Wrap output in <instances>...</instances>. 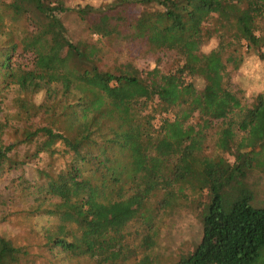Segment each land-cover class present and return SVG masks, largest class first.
Segmentation results:
<instances>
[{"label": "trees", "instance_id": "trees-1", "mask_svg": "<svg viewBox=\"0 0 264 264\" xmlns=\"http://www.w3.org/2000/svg\"><path fill=\"white\" fill-rule=\"evenodd\" d=\"M69 13L86 25L88 40L68 39L61 16ZM8 16L30 30L16 36ZM263 21L264 0H114L72 8L64 0H0V182L7 183L0 222L17 197L25 199V215L49 224V256L39 264H98L116 235L121 258L113 264H124L139 249L155 248L160 212L187 202V191L206 192L200 242L176 264H264V201L251 205L256 194L248 182L254 170L264 172V92L243 103L229 70L246 53L264 60ZM54 32L66 46L64 76L46 78L38 66L58 45ZM213 39L216 46L202 52ZM113 42L153 55L173 52L176 68L109 64ZM10 92L15 113L3 115ZM38 95L46 110L31 122ZM212 129L232 163L206 154ZM42 156L61 166L26 178L25 167ZM133 221L143 230L136 245L125 233ZM14 253L29 255L0 235V264H22Z\"/></svg>", "mask_w": 264, "mask_h": 264}, {"label": "rangeland", "instance_id": "rangeland-1", "mask_svg": "<svg viewBox=\"0 0 264 264\" xmlns=\"http://www.w3.org/2000/svg\"><path fill=\"white\" fill-rule=\"evenodd\" d=\"M3 3H9L11 0H1ZM114 0H64L65 5L69 8L77 5H91L93 7H99L108 4ZM62 23L67 30L68 39L76 43L78 41L88 40V31L84 23L80 22L75 14L69 13L61 16ZM5 22L9 28L14 30L16 36H21L24 30H30L28 22L24 19L11 18L10 16L5 18ZM11 24V25H10ZM264 24V21H263ZM54 38L57 41V47L54 51L40 62L39 66L41 74L44 77L49 78H61L64 76V57L66 54V46L62 37L54 32ZM94 41L98 39L96 35L91 37ZM4 40V39H2ZM217 41L211 40L207 45L202 48V52H209L216 46ZM111 55L108 56L107 62L111 64L114 62H129L131 61L140 71H148L156 67L157 61L161 71L169 72L176 68L178 59L173 52H159L156 55L146 53L142 47L134 44H119V42H113L109 47ZM246 51V49H244ZM15 60V59H14ZM230 70L231 89L241 97L243 103L250 104L254 97L264 92V60L259 59L254 53H246L243 63L237 70ZM197 87L202 86L200 80L195 81ZM14 97V93L10 92V95L4 102L3 115H14L15 109L12 105L11 99ZM43 96L38 95L34 97L35 103L34 110L31 116V122L38 120L39 116L45 112L46 103L43 101ZM12 128L8 129L5 139L10 141L13 139ZM206 141V154L210 157L221 155L226 160L233 162V157L230 153H223L215 146L217 140L215 129L208 131ZM234 151V150H233ZM53 169H58L61 166V160L52 159L46 156H42L40 159L25 167V177L33 179L37 169H47L49 166ZM83 179H80V181ZM249 185L254 189L256 197L251 203L254 207H259L261 201H264V172L260 170H254L249 178ZM7 183L0 182V190H5ZM189 196V200L181 202L180 206L175 209H168L158 214L156 218V226L159 230V236L157 244L152 251L142 252L140 249L136 258H133L124 264H140V260L144 256L151 258V264H176L181 256L190 254L194 248L198 245L202 233L201 215L203 206L201 202L207 203L209 201L204 196L198 197V195H191L189 191L186 192ZM160 198L157 197V199ZM197 198V202L195 199ZM264 204V202L262 203ZM261 204V205H262ZM260 205V206H261ZM27 207L25 199L16 198L14 203L10 204V207L6 209L10 216L7 221L0 222V235L12 239L14 244L18 247H22L23 250L28 251V256H22V254H11L10 258L20 261L22 264H39L40 258H48V250L43 247L44 239V227L49 226L46 218L44 217H28L25 215L24 209ZM2 207L0 206V214L2 213ZM125 209H122L123 212ZM126 235H128V241L130 245H136L139 243L143 230L140 224L135 221L131 222L125 229ZM113 239L109 248L97 255L98 264H113L118 262L121 258L119 252V245L116 243L118 236ZM10 263V262H9ZM5 263V264H9ZM73 264V263H65ZM80 264H94L90 260H81Z\"/></svg>", "mask_w": 264, "mask_h": 264}]
</instances>
